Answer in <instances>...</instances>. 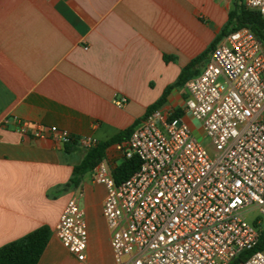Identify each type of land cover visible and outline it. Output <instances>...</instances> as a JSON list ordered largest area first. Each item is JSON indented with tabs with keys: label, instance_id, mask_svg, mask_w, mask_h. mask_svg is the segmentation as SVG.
Segmentation results:
<instances>
[{
	"label": "crops",
	"instance_id": "obj_1",
	"mask_svg": "<svg viewBox=\"0 0 264 264\" xmlns=\"http://www.w3.org/2000/svg\"><path fill=\"white\" fill-rule=\"evenodd\" d=\"M234 1L0 0V247L47 226L51 237L38 264H114L106 187L92 172L72 183L89 150L34 139L4 122L18 117L104 143L138 126L171 88L160 108L181 110L196 131L177 83L227 25ZM209 56L191 68L192 78ZM117 97L126 98L123 108ZM118 145L103 159L112 170L124 160ZM74 197L88 231L84 262L55 235Z\"/></svg>",
	"mask_w": 264,
	"mask_h": 264
},
{
	"label": "built area",
	"instance_id": "obj_2",
	"mask_svg": "<svg viewBox=\"0 0 264 264\" xmlns=\"http://www.w3.org/2000/svg\"><path fill=\"white\" fill-rule=\"evenodd\" d=\"M264 19V0H244ZM185 112L201 126L211 155L182 117L158 108L136 126L118 150L140 168L117 184L107 161L92 171L107 189L103 216L116 264H264L254 251L264 230V45L247 28L225 36L203 70L185 84ZM126 98L114 104L123 108ZM11 121V122H10ZM16 132L91 150V136L74 137L13 117ZM257 210L249 224L245 216ZM62 246L86 260L88 231L78 197L55 228Z\"/></svg>",
	"mask_w": 264,
	"mask_h": 264
},
{
	"label": "trees",
	"instance_id": "obj_3",
	"mask_svg": "<svg viewBox=\"0 0 264 264\" xmlns=\"http://www.w3.org/2000/svg\"><path fill=\"white\" fill-rule=\"evenodd\" d=\"M249 29L254 36L264 45V19L258 13L248 10L244 5V0H235L234 6L228 15L227 25L223 28L216 40L212 43L210 48L200 58L194 60L186 69L182 71L177 85H183L192 78L190 73L191 68L196 66L200 61L204 60L209 53H211L217 44L228 34L238 31L240 29ZM171 88L166 90L164 97L155 105H153L148 113L161 107L165 100L166 94ZM182 111L178 110L175 117H181ZM135 125L129 128L111 140L99 143L94 148L89 150L82 163L75 167L73 171L72 183L78 185L81 178L93 171V169L104 159L106 149L113 144H121L127 141L132 134ZM69 151V148H66ZM141 161L136 157L131 159H124L123 162L113 170L115 182L120 184L130 178L140 168ZM51 237V230L47 226H43L34 232L29 233L23 238L6 244L0 247V264H38L49 240ZM264 251V230L261 234L258 246L254 251ZM251 254V252H242L231 264L243 263Z\"/></svg>",
	"mask_w": 264,
	"mask_h": 264
},
{
	"label": "rangeland",
	"instance_id": "obj_4",
	"mask_svg": "<svg viewBox=\"0 0 264 264\" xmlns=\"http://www.w3.org/2000/svg\"><path fill=\"white\" fill-rule=\"evenodd\" d=\"M198 127H197V130L196 131H192L193 132V135L195 138L199 139L202 143V145L208 150V152L211 154V155H215V150L213 148V146L210 144L209 140L205 137L203 131H200L199 128L201 129V126L199 123H197ZM198 140V141H199ZM259 216V213L257 210H251L249 211L246 216H245V219L246 221L249 223V224H252L253 221ZM114 264L115 261H114Z\"/></svg>",
	"mask_w": 264,
	"mask_h": 264
}]
</instances>
